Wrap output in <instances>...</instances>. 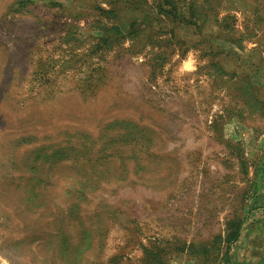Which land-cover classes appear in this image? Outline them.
<instances>
[{
	"label": "rangeland",
	"instance_id": "1",
	"mask_svg": "<svg viewBox=\"0 0 264 264\" xmlns=\"http://www.w3.org/2000/svg\"><path fill=\"white\" fill-rule=\"evenodd\" d=\"M0 264H264V0H0Z\"/></svg>",
	"mask_w": 264,
	"mask_h": 264
}]
</instances>
